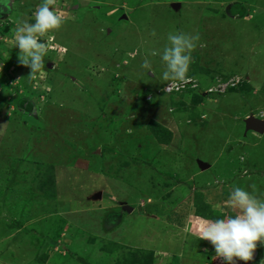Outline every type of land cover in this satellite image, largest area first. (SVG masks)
Returning <instances> with one entry per match:
<instances>
[{"label":"rangeland","instance_id":"rangeland-1","mask_svg":"<svg viewBox=\"0 0 264 264\" xmlns=\"http://www.w3.org/2000/svg\"><path fill=\"white\" fill-rule=\"evenodd\" d=\"M40 2L0 16V264H223L196 222L234 186L264 198V0H55L30 78L15 29ZM173 31L201 39L168 92L149 53Z\"/></svg>","mask_w":264,"mask_h":264},{"label":"clouds","instance_id":"clouds-1","mask_svg":"<svg viewBox=\"0 0 264 264\" xmlns=\"http://www.w3.org/2000/svg\"><path fill=\"white\" fill-rule=\"evenodd\" d=\"M8 4L9 0H0V16L5 13ZM54 4L55 0H41L34 13V22L21 21L15 29L14 46L19 49L18 60L20 65L30 69V78L45 68L50 45L43 37L65 22ZM200 39L198 33L169 32L162 52L153 50L149 53L151 56L159 55L165 65L163 80L182 84L190 79L188 72L192 51ZM141 67L152 73V65L147 58ZM228 203L236 209V213L222 219H199L196 222L198 238L210 242L216 257L222 259L223 264H236L237 261L247 264L253 260L258 242L264 246V198L234 186ZM260 264H264V260Z\"/></svg>","mask_w":264,"mask_h":264},{"label":"water","instance_id":"water-1","mask_svg":"<svg viewBox=\"0 0 264 264\" xmlns=\"http://www.w3.org/2000/svg\"><path fill=\"white\" fill-rule=\"evenodd\" d=\"M245 129L254 130L256 132L264 131V120L255 119L252 116H248L245 118Z\"/></svg>","mask_w":264,"mask_h":264},{"label":"built area","instance_id":"built-area-1","mask_svg":"<svg viewBox=\"0 0 264 264\" xmlns=\"http://www.w3.org/2000/svg\"><path fill=\"white\" fill-rule=\"evenodd\" d=\"M181 87H183V86L180 83L170 81L164 87H162V90L171 92V91H176V90L180 89Z\"/></svg>","mask_w":264,"mask_h":264},{"label":"bare ground","instance_id":"bare-ground-1","mask_svg":"<svg viewBox=\"0 0 264 264\" xmlns=\"http://www.w3.org/2000/svg\"><path fill=\"white\" fill-rule=\"evenodd\" d=\"M260 5V4H259ZM239 104V103H238ZM238 117V116H237ZM66 192H68V191H66ZM74 194V193H73ZM70 196V195H69ZM62 198V197H61ZM69 199V198H68ZM71 199V198H70ZM71 201V200H70ZM78 201V200H77ZM70 204H72V203H70ZM74 205V204H73ZM74 207V206H73ZM76 207V206H75ZM139 239V238H138ZM17 255V254H16Z\"/></svg>","mask_w":264,"mask_h":264}]
</instances>
